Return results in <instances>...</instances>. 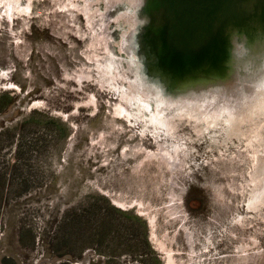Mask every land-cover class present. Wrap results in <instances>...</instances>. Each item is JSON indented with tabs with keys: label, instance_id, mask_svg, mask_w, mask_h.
<instances>
[{
	"label": "rangeland",
	"instance_id": "obj_1",
	"mask_svg": "<svg viewBox=\"0 0 264 264\" xmlns=\"http://www.w3.org/2000/svg\"><path fill=\"white\" fill-rule=\"evenodd\" d=\"M136 2L0 0V264H264V94L242 123L222 108L255 95L243 85L157 101ZM202 102L216 128L164 114Z\"/></svg>",
	"mask_w": 264,
	"mask_h": 264
},
{
	"label": "water",
	"instance_id": "obj_2",
	"mask_svg": "<svg viewBox=\"0 0 264 264\" xmlns=\"http://www.w3.org/2000/svg\"><path fill=\"white\" fill-rule=\"evenodd\" d=\"M143 6L150 19L142 14L137 31L153 19L154 25L147 27L150 42L166 75L162 82L146 65L149 74L140 66L138 79L142 89H157L150 90L157 101L213 92L239 98L242 85L249 93L264 76V69L225 65L227 39L234 31H264V0H143ZM131 49L136 51L135 41Z\"/></svg>",
	"mask_w": 264,
	"mask_h": 264
},
{
	"label": "bare ground",
	"instance_id": "obj_3",
	"mask_svg": "<svg viewBox=\"0 0 264 264\" xmlns=\"http://www.w3.org/2000/svg\"><path fill=\"white\" fill-rule=\"evenodd\" d=\"M137 2H136V4H140V3H142V0H136ZM262 75H264V74H262ZM262 77V78H261ZM260 77V79H259V81L256 83V85L254 86V89L251 91V92H254L253 94H255L254 96H251V98L250 99H253V100H250L247 96H246V98H244L243 99V101H242V103L241 102H237L236 101V103H235V105L232 107V108H230V109H225V107L224 108H222V111H226L227 112V114L229 115V118H231V120H234V121H236V120H241V121H243V122H245V121H252L253 120V116L257 113H260V110H257V111H249V109H248V107H246V105H247V103L249 102V101H253V103H254V100L257 98V96L256 95H258L257 94V92L259 91V93L260 94H264V76H261ZM249 87V86H248ZM259 94V95H260ZM223 95V94H222ZM258 95V96H259ZM208 96V95H207ZM205 97V96H204ZM205 101H207V99L205 100ZM205 102H202V104H203V106L205 105L204 104ZM186 108V107H185ZM182 109V108H181ZM179 110V109H178ZM195 110H198V109H195ZM199 110H202V111H204V112H207L209 115H216V116H220L221 115V112L222 111H214V110H212V109H210V107L209 106H204V107H202V108H200ZM220 110V109H219ZM177 111V110H176ZM167 112V111H166ZM193 114H195V113H193ZM121 117V116H120ZM155 119V118H154ZM154 119H152L151 120V125L152 126H154V129L157 131V130H159V134L161 135V136H163V135H165L166 137L168 136L167 134V132L169 131L168 130V128H166L165 127V125L167 124V123H165V121L166 120H164V122H157L156 120H154ZM171 119V118H170ZM172 119H173V117H172ZM175 120V119H174ZM226 121H228V120H226ZM153 122V123H152ZM208 123L209 122H207V123H204V124H201V126H203V127H205V128H203V127H200L199 128V130H205L206 129V125H208ZM213 123V122H212ZM162 125V126H161ZM195 126H198V125H195ZM168 127H170V126H168ZM209 127H212V126H209ZM214 128H216V126H214ZM195 129H196V127H195ZM231 128L229 127L228 129L226 128V129H220V130H222V131H224L225 132V134L227 135V138L226 139H232V138H235V137H239L240 136V133H238L235 129H237V128H233V129H231ZM239 131V130H238ZM174 148V147H173ZM174 149H176L177 150V148H174ZM160 155H158V157L159 158H161L162 160H163V162L166 164V165H168L169 166V168H170V171L172 172H174V170L176 169V167H177V164H176V155H175V153H174V155H172L171 153H169V151H164V148H162L161 146H160ZM175 151V150H174ZM176 152V151H175ZM157 156V155H156ZM254 160H255V162L256 161H258V165H257V168L259 169V171H258V175L256 176V179L258 180V178H260V175L263 173V171H264V160H262L261 161V158H260V156L259 155H256V156H254ZM253 182H254V180H253ZM263 182L262 181H258V183H257V185L259 186V188H260V186H261V188H262V190H263V192H264V183L262 184ZM256 190L258 191V189L256 188ZM261 198H260V200H259V203L260 204H263L264 203V197L262 196V195H264V193L261 195V193H259L258 194ZM180 218V217H179Z\"/></svg>",
	"mask_w": 264,
	"mask_h": 264
},
{
	"label": "clouds",
	"instance_id": "obj_4",
	"mask_svg": "<svg viewBox=\"0 0 264 264\" xmlns=\"http://www.w3.org/2000/svg\"><path fill=\"white\" fill-rule=\"evenodd\" d=\"M225 65L235 69L237 66L264 69V31L253 35L234 31L227 39Z\"/></svg>",
	"mask_w": 264,
	"mask_h": 264
},
{
	"label": "flooded vegetation",
	"instance_id": "obj_5",
	"mask_svg": "<svg viewBox=\"0 0 264 264\" xmlns=\"http://www.w3.org/2000/svg\"><path fill=\"white\" fill-rule=\"evenodd\" d=\"M150 24H152L151 27L154 25L153 19H151ZM193 113H195V114H193ZM164 114H170V115L172 114L171 117H167L168 119H170V118L172 119V117H173V119L178 118L180 120H184L187 117L189 120L195 121V123L198 125L195 127L198 129L200 128L201 124H204L207 122H209V123H208V126H206V129H209L210 128L209 126H212L211 128H214V126H215L212 124V121L209 118L211 115H209L207 112H204V111L199 110V109L198 110H195V109L192 110V109L182 108V109H179L177 111L164 113ZM226 117L228 119H231V118H229V115H226ZM236 121H239L240 123L243 122L241 120H236ZM203 128H205V127H203Z\"/></svg>",
	"mask_w": 264,
	"mask_h": 264
},
{
	"label": "trees",
	"instance_id": "obj_6",
	"mask_svg": "<svg viewBox=\"0 0 264 264\" xmlns=\"http://www.w3.org/2000/svg\"><path fill=\"white\" fill-rule=\"evenodd\" d=\"M9 103H11V102H9ZM117 212H118V213H121L120 211H117ZM135 220H136V222H138V223L140 222V220H138V219H135ZM7 263H8V262H5V261L3 262V264H7Z\"/></svg>",
	"mask_w": 264,
	"mask_h": 264
}]
</instances>
